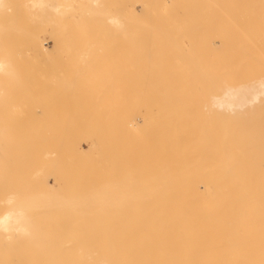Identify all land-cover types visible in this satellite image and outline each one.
Listing matches in <instances>:
<instances>
[{
    "label": "rangeland",
    "instance_id": "obj_1",
    "mask_svg": "<svg viewBox=\"0 0 264 264\" xmlns=\"http://www.w3.org/2000/svg\"><path fill=\"white\" fill-rule=\"evenodd\" d=\"M26 2L25 5L22 3L23 8ZM9 3L7 6L11 8ZM12 3L16 5L15 0ZM23 8L16 5L17 11L14 12V8L13 13L7 9L8 13H15V18L20 12L23 19L16 18L17 23L20 19L19 26L15 23L14 27L10 25L14 16L11 21V15L8 21L5 20L7 32L10 31L8 47L4 44L8 51L3 50L1 44L0 56H5L14 75L0 74V123L6 133L16 135H12L13 139L22 140L18 144L24 146V158L27 153L29 159L27 146L34 152L29 164L26 158L17 160L28 173L24 176L25 172L19 168L23 171L22 178L32 184L37 179L35 176L42 175L46 167L44 173L48 171L49 174L41 177L38 174V177L52 185L53 193L65 194L58 198L62 197L59 203L63 201L66 207H70L71 202L68 189L73 190L72 184L74 189L77 186L72 176L79 179L76 189L80 191L87 183L85 194L94 186L105 188V191L106 188L113 189V195L108 190L113 198H117L118 192L119 195L124 193L125 188L131 193L132 189L138 188L139 175L146 167L147 175L166 172L171 158L169 145L177 126L181 128L176 131L182 126H187L186 129L196 126L195 129L202 131L203 125L209 129L236 125L242 120V113L244 119L250 117L251 113L247 112L263 103L264 0H71V14L53 15L49 22L37 17L39 24L34 16L31 23L28 20L31 19L30 12L27 11V17V8L25 11ZM8 26L13 27V31L8 30ZM255 93H259L258 98ZM237 109L240 116L235 114ZM233 117L238 120L231 121ZM53 126L57 138L53 137ZM41 132L49 135L45 138L43 134L41 138ZM68 139L73 144H80L76 146L75 143L77 148L73 152ZM62 145L66 149L59 152ZM41 147L44 151H39ZM79 148L81 152L85 151V154L82 152L85 155L83 167H80L83 163L79 158L82 153L78 151L76 155H80H74ZM92 159L98 161L90 162ZM100 163H105L106 167L101 166L104 170ZM89 164L95 166L94 170ZM48 165L55 171V177L52 170H47ZM69 167L71 177L68 173L65 177ZM32 169L39 171L34 175ZM94 171L98 174L94 175ZM19 173L18 179L21 178ZM27 175H31L32 180ZM70 179L74 182L71 185ZM97 180L105 187L98 186ZM113 182H118L115 190ZM57 202L55 206L61 208ZM92 202H85L86 205L90 203L87 208H91ZM110 202L112 207L117 204ZM110 204L106 203V207L108 205L111 211ZM102 205L105 207L104 203ZM69 207L66 212H61L63 206L62 210L56 208V211L71 215Z\"/></svg>",
    "mask_w": 264,
    "mask_h": 264
},
{
    "label": "bare ground",
    "instance_id": "obj_2",
    "mask_svg": "<svg viewBox=\"0 0 264 264\" xmlns=\"http://www.w3.org/2000/svg\"><path fill=\"white\" fill-rule=\"evenodd\" d=\"M9 1L13 7L15 5L12 3L14 0H8V2L7 0H0V47L2 44L5 51L9 42L7 34L10 33V31L7 32L5 20L8 21V16L11 15V21L14 16L15 22L12 20V24L10 22L8 24L13 27L19 26V21L23 19L21 18L23 16L18 12L16 18L20 19L17 23L15 13L12 14V11L14 8V12L18 10L19 7L16 10V5L23 8L22 3L25 5L26 2L18 0L17 3L15 0L16 5L11 11L12 7L7 6ZM24 8L27 10L25 11ZM24 8L26 16L27 11L30 12L29 17L31 19L28 20H31V23L33 16L34 20L38 17V19L44 18L45 21L49 22L53 15L71 14L72 9L71 0H27ZM7 9L12 13H8ZM26 16L27 19L28 16ZM36 21L39 24L40 21ZM36 21L35 24H37ZM13 27L8 26V30ZM4 44L7 46L6 48ZM1 50L2 48H0V52ZM4 57L0 56V74L6 73L5 76H8L10 73L13 76V72L11 73L13 69L8 66ZM262 75L264 81V67ZM262 86L263 103L261 107H254L250 112H247L251 113L250 117L244 119L245 114L242 113V120H244L240 119V122L243 124L233 117L231 121L238 120L237 123L239 124L221 127L218 125L214 126V129H209L203 125L204 127H202L205 129L202 131L195 129L196 126L187 129V126H182L180 131H176L180 127L177 126L169 145L171 158L166 172L148 173L147 175L148 167L142 168V175L139 172L138 188L136 187L132 191L129 189L131 193L125 188L124 193L120 192L119 195L118 192L117 198H113V189L106 188L107 193L104 188L105 185L99 184L100 181L97 180L98 186H103L104 190L94 186L96 181L93 183L96 189L89 186L90 191L88 188L89 193L87 192L86 195L84 192L87 183L85 189L82 187L83 191L81 190V192L80 189H76L80 183L79 179L72 176L71 179L77 181L75 189L71 179L72 182L68 181L72 186L68 185L73 190L68 189L66 187L67 182H64L65 188L71 192L70 194L68 191L71 195V198L69 197L71 202H68L71 207V211H69L71 215L61 213L66 212V208L69 207V205L68 207L64 206L63 201L61 204L59 203L62 197H58L62 193L60 192L59 195L53 193L52 185L50 186L43 177L41 181V178L38 177L39 173L34 174L42 169V166L40 169L38 168L39 170L34 171L32 169L33 174L36 175L35 179L37 177V181L34 179L37 183L32 181L31 184L30 181L22 178L21 173L25 172L23 167H26L22 165L23 163L20 166V162L17 161L24 158L22 155L24 146L18 144L22 140L17 142L15 138L13 139L12 135L14 134L6 133L5 127H2L0 123V190L3 189V195L1 194L2 198L0 199L2 204V207L0 205V264H264V82ZM254 96L258 98L259 93H255ZM239 111L235 114L239 115ZM247 116L249 115L247 114ZM49 129L51 130V126ZM191 129L193 131H190ZM212 129L213 131L210 133L209 130ZM54 132L57 133V130L55 129L53 134ZM46 133H43L45 138L49 135L45 136ZM43 134L41 132V138H43ZM53 137L57 138L55 134ZM179 138L183 140L179 141ZM13 140L16 141V144ZM69 141L71 142V140ZM48 143L52 144L51 141ZM65 143L67 142L65 141ZM63 145L59 152L65 148ZM71 145L74 146L73 148L69 146L73 152L77 148L75 145L79 146L80 144L74 142ZM29 147L27 146L26 149L28 148L27 151H30V159L34 152ZM31 147L33 148L32 145ZM41 149L43 147L39 151ZM78 151L81 152L80 148L75 150V157H77ZM83 153L85 154V151ZM56 154L59 156L58 153ZM87 154L88 152H86V156ZM50 155L52 156V154ZM43 156L48 159L45 154ZM80 156L79 158L83 163L85 155ZM25 158L28 159L27 153ZM29 159L27 162L30 161ZM87 159L88 157L85 161ZM69 160L73 166L72 158ZM51 161L54 164V161ZM97 161L95 160V162ZM10 162L13 166L10 165ZM52 162H50L51 165ZM55 162L60 166L57 160ZM84 163L80 167H83ZM102 164L100 163V168L105 166V163ZM49 165L47 170L51 167ZM64 165L66 166V164ZM33 167L36 169V163ZM60 167L62 168V166ZM90 167L93 169L95 166ZM19 168L23 171L21 172ZM45 169L42 172L47 176L49 173L48 171V174L44 173ZM9 170L15 171L11 175ZM75 171L76 169L74 170L76 175ZM79 171L81 172V170ZM17 172L19 176L21 174V178L18 176L19 179ZM53 172L52 175L55 177V171ZM69 172H71L70 167L68 172L66 171L65 177ZM95 173L96 171H94V175ZM26 174L28 173L25 172L24 176ZM43 174H39L40 177L45 176ZM70 174L68 177H71ZM30 176L29 178L32 180ZM104 176L102 175L103 178H105ZM7 178L10 179L9 182H7ZM145 178H148L147 182ZM92 179L95 181L96 177L94 176ZM82 180L85 179L82 178ZM100 180L102 181V179ZM110 180L112 181V179ZM82 183L84 182L81 181ZM117 183H114L113 188ZM105 184L107 185V182ZM119 188L121 189V187ZM108 190H111L112 197L109 196ZM55 194L58 196L56 197ZM55 197L58 199L56 202L58 201L57 204L59 203L61 208H58V205L55 206ZM66 197H64L65 201ZM94 200L97 201L96 204H94ZM131 200L133 203L135 202L132 203L133 205L125 203L127 201L131 203ZM90 201L96 206L91 204V208H87L90 203L86 205L85 202ZM110 201L117 202V204L112 207ZM98 202L100 204L103 202L105 207L102 205L103 203L100 205ZM105 202L110 204L111 211L108 205L106 207ZM62 206L64 207L63 210ZM56 208L62 211L59 213L60 210L56 211ZM66 218L67 220H65Z\"/></svg>",
    "mask_w": 264,
    "mask_h": 264
}]
</instances>
